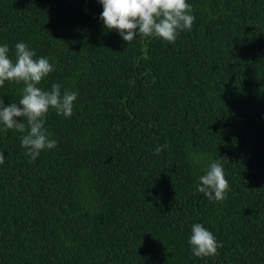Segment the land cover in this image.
Segmentation results:
<instances>
[{"label":"trees","instance_id":"trees-1","mask_svg":"<svg viewBox=\"0 0 264 264\" xmlns=\"http://www.w3.org/2000/svg\"><path fill=\"white\" fill-rule=\"evenodd\" d=\"M187 2L175 43L127 44L98 0H0L9 57L26 43L54 65L41 89L78 93L70 118L50 109L57 146L35 161L26 133L0 131V264H264V0ZM216 160L223 201L196 187ZM197 223L216 255H193Z\"/></svg>","mask_w":264,"mask_h":264},{"label":"clouds","instance_id":"clouds-1","mask_svg":"<svg viewBox=\"0 0 264 264\" xmlns=\"http://www.w3.org/2000/svg\"><path fill=\"white\" fill-rule=\"evenodd\" d=\"M103 6L100 19L108 31H117L122 39L131 43L134 39L156 37L175 43L179 32L191 30L195 21L193 8L187 0H98ZM36 53L26 43L15 45V60L9 57V47L0 46V87L5 82L23 83L22 97L18 103L5 106L0 100V131L14 130L26 133L21 136V146L26 155L35 161L42 151L54 149L57 141L49 138L45 127L50 109L57 115L70 118L78 93L65 90L53 83L50 90L39 87L41 82L54 71L47 58H35ZM18 118L23 123L18 122ZM164 145L155 149L160 154ZM221 160H227L226 157ZM5 156L0 152V165ZM197 191L210 201L227 199L229 183L220 160L210 163L205 174L200 176ZM189 244L194 256L203 258L217 254L222 247L213 233L202 224H194Z\"/></svg>","mask_w":264,"mask_h":264}]
</instances>
